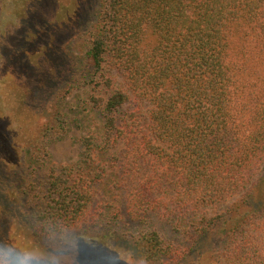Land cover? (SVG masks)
Instances as JSON below:
<instances>
[{
	"label": "trees",
	"instance_id": "trees-1",
	"mask_svg": "<svg viewBox=\"0 0 264 264\" xmlns=\"http://www.w3.org/2000/svg\"><path fill=\"white\" fill-rule=\"evenodd\" d=\"M39 1L0 0V193L31 231L129 220L135 234L112 233L134 264H264V0H99L65 80L31 54L53 24L32 14ZM84 87L98 128L77 161L49 162L45 143L67 132L58 104ZM34 92L46 122L25 116Z\"/></svg>",
	"mask_w": 264,
	"mask_h": 264
},
{
	"label": "rangeland",
	"instance_id": "rangeland-1",
	"mask_svg": "<svg viewBox=\"0 0 264 264\" xmlns=\"http://www.w3.org/2000/svg\"><path fill=\"white\" fill-rule=\"evenodd\" d=\"M98 2L99 0H40L34 6L32 14L43 22H53L43 34L41 42L37 43V47L31 49L36 67L46 66V71L54 73L56 79L63 68L64 80L69 74L65 68H78L86 49V34L94 22ZM29 33L34 36L36 31L30 30ZM55 78L53 76V79ZM116 86H122L119 77H116ZM34 93L32 97L31 94L28 96L27 101L30 102H27L25 116L32 122H46L50 118L49 111L35 101L36 92ZM90 93L89 88H78L58 104L67 124V132L60 138L45 143L49 162L72 164L77 161L80 152L78 139L82 130L98 128V114L87 104ZM8 160H11V157ZM1 178L6 180L8 176L0 155V189H4ZM4 186L7 193H0V252L9 259L10 264H23L24 259H27L29 264L138 263L133 259L136 257L135 249L122 237L112 233L121 234L124 231L129 237L138 231L135 223L127 220L122 222L116 231L109 230V233L104 228L85 224L60 239H47L31 231L27 218L24 217L28 211L8 195L10 188ZM230 203L231 201L207 207L204 211L213 214L224 210ZM154 221L160 230L162 228V233L174 238L169 228H164L159 221ZM215 244L220 246L221 241L217 240Z\"/></svg>",
	"mask_w": 264,
	"mask_h": 264
},
{
	"label": "clouds",
	"instance_id": "clouds-1",
	"mask_svg": "<svg viewBox=\"0 0 264 264\" xmlns=\"http://www.w3.org/2000/svg\"><path fill=\"white\" fill-rule=\"evenodd\" d=\"M23 264H29V261L27 259H24Z\"/></svg>",
	"mask_w": 264,
	"mask_h": 264
}]
</instances>
